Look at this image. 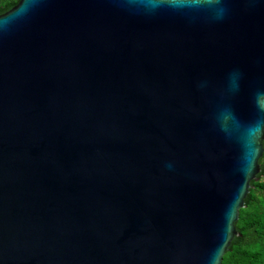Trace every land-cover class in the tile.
Listing matches in <instances>:
<instances>
[{
	"label": "water",
	"instance_id": "water-1",
	"mask_svg": "<svg viewBox=\"0 0 264 264\" xmlns=\"http://www.w3.org/2000/svg\"><path fill=\"white\" fill-rule=\"evenodd\" d=\"M263 148L264 0L0 14V264H220Z\"/></svg>",
	"mask_w": 264,
	"mask_h": 264
},
{
	"label": "trees",
	"instance_id": "trees-1",
	"mask_svg": "<svg viewBox=\"0 0 264 264\" xmlns=\"http://www.w3.org/2000/svg\"><path fill=\"white\" fill-rule=\"evenodd\" d=\"M17 1L0 0V14L9 10ZM262 164L264 148L258 161V165ZM246 200L233 223L239 241L223 254L220 264H264V169L260 177L252 182Z\"/></svg>",
	"mask_w": 264,
	"mask_h": 264
}]
</instances>
